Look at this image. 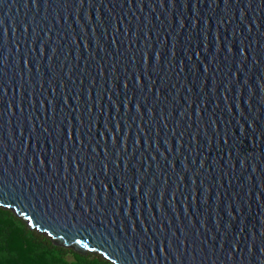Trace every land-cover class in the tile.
<instances>
[{"label": "water", "instance_id": "water-1", "mask_svg": "<svg viewBox=\"0 0 264 264\" xmlns=\"http://www.w3.org/2000/svg\"><path fill=\"white\" fill-rule=\"evenodd\" d=\"M141 76L142 88L133 79ZM262 134L261 0H0V169L36 200L3 201L23 221L33 217V230L47 227L55 245L111 262L100 233L115 230L130 264H264ZM122 172L135 176L131 188ZM101 181L113 186L107 203ZM69 190L73 201L92 204L97 231L65 236L63 222L39 205L49 196L62 203ZM97 196L104 211L92 203Z\"/></svg>", "mask_w": 264, "mask_h": 264}, {"label": "snow or ice", "instance_id": "snow-or-ice-1", "mask_svg": "<svg viewBox=\"0 0 264 264\" xmlns=\"http://www.w3.org/2000/svg\"><path fill=\"white\" fill-rule=\"evenodd\" d=\"M81 4L83 3V0H80ZM261 3L264 4V0H261ZM33 4L38 6V0H33ZM173 6H175V3H173ZM251 6V2L249 3V7ZM235 48V43L233 42V44L228 48V52L232 53L233 49ZM247 48L248 46L245 45L243 48L240 49V54L242 56H247ZM223 49V45L221 43L220 45V49L218 50H222ZM144 63L146 64L147 67H151V63H152V54L148 53L144 58ZM162 59V56L160 53L156 54V61L159 64L160 60ZM256 63H259V60L256 59ZM209 69L205 68V71H208ZM136 82L137 85H139L141 88L143 87V77H134L133 78ZM112 87L113 90L115 91L116 88L119 87V84L117 82V79L114 76L113 79V83H112ZM123 87L125 89L129 88V84L127 82L124 83ZM149 91L154 92L155 91V85L153 84V87L151 89H149ZM109 100H112V96L108 97ZM143 99V97H142ZM117 105V118H119V103L118 101L114 102ZM132 101H128L127 103H125L123 106L125 108H128L129 112L131 111V105ZM142 104H137L136 105V111L137 113L141 112L142 109ZM150 112L152 111L151 109L149 110ZM111 120V113L109 112V121ZM108 127V124H105V128ZM118 128H120V125H117ZM45 131H47V129H45ZM246 131V129H245ZM102 136V138H105L106 140V135L105 134H100ZM264 135V134H262ZM67 137L69 140V146L66 149V151H69V155H70V151L72 146L75 145L76 143V132L72 129H70L67 133ZM127 141L128 138H125V148L127 147ZM81 145L83 143V141H80ZM113 143L117 144L118 141L116 140V137L113 136ZM137 143L139 144L140 141L137 140ZM224 143H228L227 140L224 141ZM82 150V149H81ZM105 155H108L107 152V147H105ZM77 160H79V154L77 155ZM121 159H123V157L121 156ZM41 165L45 164V161L43 159H41L40 161ZM71 167V160L69 159V157H65V176H64V180H68L69 176H68V171ZM117 167L119 168L120 165L119 163H117ZM130 167V165H129ZM53 169L55 171V162L53 163ZM77 172H79V163H77ZM111 172V169L105 165V173H109ZM7 169H0V236L3 235L4 231L6 228H13L15 230L14 232V236L13 239H16V233H19V235L22 237L20 243H29L31 244L33 236L31 233H27L25 235V233L23 232V230L21 229H16V224H17V220L15 218V215L13 213V205L12 203H8L5 204L3 201V197H5L6 195H13V196H17V198L23 197L24 199H29V200H35L30 193L29 194H25L22 190L21 191H17V185H19L22 188V183L20 181H15L12 184L8 183L7 180ZM120 181H121V185H125L127 184V186L129 188H131L132 184H135V176L133 175L131 181L128 180V177L122 172L120 174ZM73 179H75V177H73ZM115 179V177H114ZM102 186L104 187L105 190V202H109L110 198L112 196V187L111 185H108L105 181H101ZM142 185H143V180H141V182L136 186V193L139 195L141 193L142 190ZM79 191V189H78ZM18 194V195H17ZM87 195V194H86ZM116 195L118 197L117 199V203L119 204L124 197L122 196L121 192L117 191ZM141 199H143V197H141ZM51 200V197L49 196V200H41L40 202V206L42 207L43 211L45 212L46 215H49L53 220L56 221H61L63 222V224L65 225L67 231L65 233V236L68 235V232H70L73 229H79V228H91L92 231H97V225L95 223H93V221L96 219L95 216H93L92 214V204H90L88 202L87 199H85L83 201V203H78L76 201H73L71 198V192L69 190V195L68 198L66 200H64L62 203H49V201ZM36 201V200H35ZM131 201L129 200V203ZM92 203L97 204V207L100 211H104L103 206L99 204V197L97 196L96 200H94ZM17 211H19L17 209ZM120 214H123V209H120ZM20 217H25V213L20 211L19 212ZM7 217V219H6ZM101 223H103V221H101ZM112 223H115V221L113 220ZM26 224L28 227H31L32 229H35L37 227L35 220L33 219V217L28 216L26 217ZM126 225L125 228L123 229V231L125 232V235L127 234L126 232ZM41 231L43 232V234L48 237L51 240H55V237L53 236V233L51 231L48 230L47 227L44 226H40ZM133 231H136V226L133 225ZM115 233V230H113V234ZM78 234V232H77ZM113 234L107 233V232H101V238L103 240V243L105 245H107V250H106V254L111 256H114L115 259L111 260V264H117V262H119V264H130V257H128L123 251L122 248H124V245H121L119 242V238L118 236H116L115 238H113ZM74 240L75 244H80L81 240H75L74 237H68L67 239H65V237H60V241L61 243L64 244H69ZM47 242V241H46ZM84 248L87 249L89 252H96V249H89L88 245L85 244ZM221 248H223V245H221ZM255 248V245H253V249ZM234 252L238 251V245H234L233 246ZM261 251H264V247L261 248ZM160 252H164L166 253V249L165 248H161ZM153 256H157V252L153 251L151 253ZM229 259H231L233 262H235V254L233 253L232 256L229 257ZM85 264H102L101 260H95V261H85ZM145 264H147V262H145Z\"/></svg>", "mask_w": 264, "mask_h": 264}, {"label": "trees", "instance_id": "trees-1", "mask_svg": "<svg viewBox=\"0 0 264 264\" xmlns=\"http://www.w3.org/2000/svg\"><path fill=\"white\" fill-rule=\"evenodd\" d=\"M14 215L17 220L16 229L23 230L25 235L31 233L33 239L31 244L20 243L22 237L19 233H16L14 240L15 230L6 228L0 236V264H85V261L95 260H101L102 264H111L99 254H81L73 249L55 245L51 239L31 229L25 221L15 213Z\"/></svg>", "mask_w": 264, "mask_h": 264}]
</instances>
